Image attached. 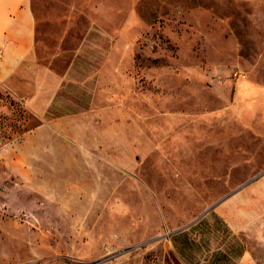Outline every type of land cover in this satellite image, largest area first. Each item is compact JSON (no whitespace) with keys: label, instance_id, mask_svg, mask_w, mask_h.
Segmentation results:
<instances>
[{"label":"rangeland","instance_id":"374dc122","mask_svg":"<svg viewBox=\"0 0 264 264\" xmlns=\"http://www.w3.org/2000/svg\"><path fill=\"white\" fill-rule=\"evenodd\" d=\"M30 4L57 89L0 80V264H264V0Z\"/></svg>","mask_w":264,"mask_h":264},{"label":"crops","instance_id":"0c3cea01","mask_svg":"<svg viewBox=\"0 0 264 264\" xmlns=\"http://www.w3.org/2000/svg\"><path fill=\"white\" fill-rule=\"evenodd\" d=\"M0 48L3 52L1 84L42 115L53 102L57 78L50 69L42 66L37 57L35 17L30 0H0ZM30 95L32 98H28ZM100 112L103 114L105 109ZM78 118L71 115L44 120L33 129V134L45 126L46 121L60 123L61 120Z\"/></svg>","mask_w":264,"mask_h":264},{"label":"trees","instance_id":"16d2710c","mask_svg":"<svg viewBox=\"0 0 264 264\" xmlns=\"http://www.w3.org/2000/svg\"><path fill=\"white\" fill-rule=\"evenodd\" d=\"M12 102V101H11ZM12 104H13V102H12Z\"/></svg>","mask_w":264,"mask_h":264}]
</instances>
